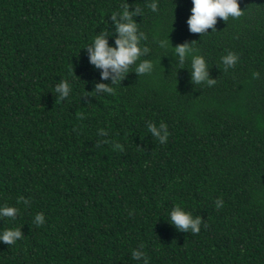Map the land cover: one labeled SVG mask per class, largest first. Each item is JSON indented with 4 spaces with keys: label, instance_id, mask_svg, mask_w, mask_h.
Segmentation results:
<instances>
[{
    "label": "trees",
    "instance_id": "trees-1",
    "mask_svg": "<svg viewBox=\"0 0 264 264\" xmlns=\"http://www.w3.org/2000/svg\"><path fill=\"white\" fill-rule=\"evenodd\" d=\"M152 2L0 0V208L18 209L0 235L22 233L0 240V264H264V0H237L243 15L203 35L189 32L191 0ZM125 4L149 51L111 84L86 47L103 29L115 47L110 17ZM193 56L215 85L192 82ZM143 60L153 69L137 75ZM149 123L166 125V143ZM176 206L200 218L198 234L171 223Z\"/></svg>",
    "mask_w": 264,
    "mask_h": 264
},
{
    "label": "clouds",
    "instance_id": "clouds-1",
    "mask_svg": "<svg viewBox=\"0 0 264 264\" xmlns=\"http://www.w3.org/2000/svg\"><path fill=\"white\" fill-rule=\"evenodd\" d=\"M192 8L191 15L187 19V25L190 33L203 35L207 33L208 29L215 31V25L217 23V18L227 21L230 17L233 19H238L243 15V11L240 8L237 0H191ZM153 12L158 10V4L155 2L147 5ZM140 15V10L134 8L129 11V5L125 4L124 9L121 13H113L111 15V21L115 25V33L117 38L115 39V47H110L108 44L107 37L109 36V31L103 29L100 34L94 39L91 46L86 47L89 54V62L95 68L100 69L101 79L108 80L111 79V84H115L124 79L127 73H129V68L140 60L143 53L149 51L147 47H140V42L146 39L144 33L138 31L137 23L134 22L133 17ZM161 47H167L170 43L169 39L160 41ZM191 43H183L177 45L175 49V54L178 56L179 64L183 65L185 59L191 55L195 50L191 47ZM238 57L233 53H228L226 56L222 57V63L224 65V70L227 71L228 68L233 67L237 62ZM207 64L203 57L193 56L191 60V79L194 84L206 83L207 86L211 87L215 85L216 80L208 78ZM153 69V64L151 61L143 60L138 63L135 68L137 75H143L151 73ZM111 74V75H110ZM258 73H253L254 77H258ZM70 86L66 81H61L55 88V92L59 94L61 100L65 99L70 94ZM94 91L104 92L113 94L114 89L111 86L105 84H97ZM148 131L153 137H156L160 143H166L167 141V127L165 124L161 123L159 128L154 124H148ZM163 133V134H162ZM99 135H107V132L103 129L100 130ZM105 140L103 143H108ZM114 149H119L123 151V147L120 144H115ZM25 203L28 201L21 197L17 203ZM223 205L222 200L216 201V207L220 208ZM18 213V209L14 207H4L0 208V216L7 218H15ZM171 223L176 226L178 230H183L188 232L191 230L193 234H198L200 231L201 220L199 217L193 219L192 216L184 212L179 206L173 208L170 212ZM44 222V216L39 213L35 216L34 223L40 226ZM22 238V233L20 229H9L5 230L2 235H0V240H2L7 245L14 244L17 240ZM142 247V246H141ZM132 256L134 259H139L143 256L140 251H133ZM145 264L147 260L145 259Z\"/></svg>",
    "mask_w": 264,
    "mask_h": 264
}]
</instances>
